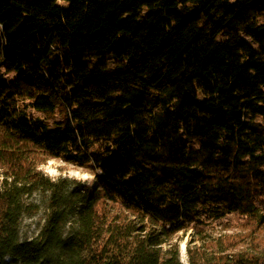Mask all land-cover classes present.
Returning <instances> with one entry per match:
<instances>
[{
  "label": "trees",
  "instance_id": "16d2710c",
  "mask_svg": "<svg viewBox=\"0 0 264 264\" xmlns=\"http://www.w3.org/2000/svg\"><path fill=\"white\" fill-rule=\"evenodd\" d=\"M190 231L264 264V0H0V264H183Z\"/></svg>",
  "mask_w": 264,
  "mask_h": 264
},
{
  "label": "rangeland",
  "instance_id": "374dc122",
  "mask_svg": "<svg viewBox=\"0 0 264 264\" xmlns=\"http://www.w3.org/2000/svg\"><path fill=\"white\" fill-rule=\"evenodd\" d=\"M65 5L69 7L70 3L67 2ZM228 35H230L229 31L226 32V36ZM108 61L112 66H115L117 64V61L114 59H109ZM11 76L12 75H9V77ZM30 114L34 117L37 116L44 117V115L32 109H30ZM59 117L60 115H56L55 118L53 119L57 120L59 119ZM47 120L53 121L52 119H49V117H47ZM41 169L46 175H48L52 179H58L59 177H67L82 181L83 183L85 182L87 184L92 185L93 187L96 186L95 177L93 175L86 172L84 169L67 164L62 160H57V159L48 160L45 164L41 166ZM34 201H36V203L38 204H41L42 197L40 195H36L34 197ZM232 220H233L232 217H227L223 220L210 223L207 228H209L210 230L214 229L215 231H220V229H223L222 225H224V223H228ZM41 223H42V218L40 215L31 219H26L24 221V226L22 230L23 238L24 239L26 237L33 238L34 236H36L39 230V225ZM216 234L217 233H215V235ZM193 239H194L193 231H190L189 233L182 236V241L180 245H181V261L183 264H188L187 245L190 244ZM242 264H248V263H242Z\"/></svg>",
  "mask_w": 264,
  "mask_h": 264
}]
</instances>
